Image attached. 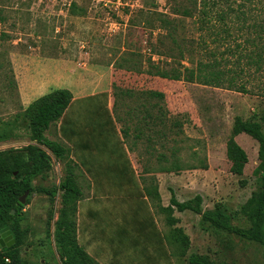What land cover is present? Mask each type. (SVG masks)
Returning <instances> with one entry per match:
<instances>
[{
    "label": "rangeland",
    "instance_id": "1",
    "mask_svg": "<svg viewBox=\"0 0 264 264\" xmlns=\"http://www.w3.org/2000/svg\"><path fill=\"white\" fill-rule=\"evenodd\" d=\"M201 1L195 15L185 17L182 7L193 8L186 0H0V151L14 159L20 155L14 167L21 173L29 170L23 149L34 142L19 88L35 89L38 97L47 87L70 90L64 120L52 123L45 135L65 146L71 161L78 154L81 167L100 170L89 180L72 162L82 191L73 214L76 231L78 220L80 227L89 219V228L98 234L92 248L102 253L104 264H189L190 253L206 255L215 264H264L260 243L202 229L191 211H175L178 222L168 227L166 215L138 192L130 169L136 163L143 188L157 184L158 171L171 169L169 177L183 176L179 199L201 193L203 210L219 204L232 225L249 227L240 207L259 188L258 143L245 133L233 136L232 128L236 117L254 119L264 112V0H206L216 9L230 5L244 12V20L228 21L226 27L215 17L201 26ZM161 19H172V38L163 40L165 46L159 41L166 33ZM202 40L206 46L201 49ZM205 48L214 56L205 55ZM201 61L209 63L210 71L234 79V86L205 84L196 73L188 80L183 67L197 72ZM154 66L176 69L182 76L160 77ZM145 106L152 116L136 147L134 121L142 119L143 130ZM61 123L67 135L72 131L66 140L57 133ZM231 138L247 154L241 175L230 172ZM40 147L51 167L32 185H57L66 159ZM133 154L132 160L128 155ZM159 178L161 198H166L172 193L169 181ZM99 180L110 186L97 190ZM61 208L59 191L52 197L36 191L29 195L22 209L23 261L64 264L53 233ZM183 235L189 240L185 254Z\"/></svg>",
    "mask_w": 264,
    "mask_h": 264
},
{
    "label": "trees",
    "instance_id": "2",
    "mask_svg": "<svg viewBox=\"0 0 264 264\" xmlns=\"http://www.w3.org/2000/svg\"><path fill=\"white\" fill-rule=\"evenodd\" d=\"M193 5L192 9L182 7L180 14L185 17H193L196 10L198 11L197 0H186ZM215 3L210 7L208 1H201V9L199 11V19L201 26H206L211 22V17H215V21L220 22L226 27L228 21L244 20V12L241 9H234L230 5L225 8L216 9ZM240 12V13H239ZM241 16V17H240ZM163 28L166 33L161 35L159 41L165 46L164 39L172 38L170 31L172 19H161ZM203 44V46H202ZM200 48L206 46L205 40L200 43ZM205 55L211 54L213 51L205 48ZM160 55V52L157 51ZM170 53H168L167 56ZM217 59H214L216 64ZM154 64V63H152ZM209 63L199 62L197 64V72L192 68L183 67L184 76L188 80L196 77L199 80L215 87H220L225 83L228 86H234V79L225 76L222 71L209 69ZM155 74L170 79H179L181 71L171 69L170 71L161 70L158 66H154ZM209 69V71L207 70ZM186 74V75H185ZM240 89H244L243 86ZM160 94V93H151ZM162 96V95H160ZM72 100V93L67 88H54L47 93L39 96L30 102L23 110L22 114L27 122V128L30 140L34 144H28L24 149L25 158L29 164V170L21 173L16 170L14 164L21 157L16 155L15 159L5 151H0V229L8 226L14 243L9 247H0V264H32L21 259L19 247L22 244L24 232L21 228V221L24 219L22 211L24 205L18 202V197L25 191L29 190V195L33 192H41L48 196H54L57 191L61 194L62 208L54 222V237L56 240L57 251L64 261V264H100L91 257L85 249L77 241V231L75 219L73 217L76 202L81 198L82 191L77 182L74 172L73 163L70 159L68 149L56 140H51L45 136V132L50 125L58 120H64L63 115ZM63 124L60 128L62 130ZM264 112L257 118L242 120L236 117L233 123V136L245 133L258 143V165L255 168V174L258 175L259 188L251 192L245 203L240 207V212L249 220L248 228H240L230 223V217L225 211L215 204L212 209H202V197L195 195L193 198L178 201L171 195L167 206L161 205L160 195L157 191V184H150L145 187L146 195L151 199L152 205L166 215L165 222L168 227L174 226L178 219L174 217V212L191 211L199 216V225L202 229L211 227L237 235L240 238L255 241L264 247ZM40 146L47 149L56 159H66V171L63 178L57 185L50 187H34L32 180L38 176H42L51 167L49 155ZM227 155L231 161L230 172L235 175H241L245 164L247 163V154L234 139H230L227 145ZM73 162V163H72ZM76 164V163H75ZM171 171V169H165ZM15 172V174H14ZM14 210L11 213L10 210ZM159 212V213H160ZM189 244L188 237L183 235V246L181 253L185 254ZM189 264H215L206 255L190 253L187 257Z\"/></svg>",
    "mask_w": 264,
    "mask_h": 264
},
{
    "label": "crops",
    "instance_id": "3",
    "mask_svg": "<svg viewBox=\"0 0 264 264\" xmlns=\"http://www.w3.org/2000/svg\"><path fill=\"white\" fill-rule=\"evenodd\" d=\"M60 87H62V88H65V87H63V86H60V85H57V86H55V87H53V88H60ZM50 87H47V88H45L46 90L44 91V92H48V90H50L49 89ZM34 92H36V90L34 89L33 91H32V89L31 90H27L26 92H23L22 91V89L21 88H19V94H20V99H21V101L23 102V104L25 105V104H29L30 102H32L34 99H36L37 97H38V94L39 93H34ZM31 94V95H30ZM32 95H34V97H32ZM29 96V97H28ZM40 96V95H39ZM105 108L107 109V111L109 112V102L105 105ZM152 115H150L149 116V118H148V115H147V108H146V106H145V123H144V125H145V127L143 128V130L141 129V127H142V125H143V123L141 124L140 123V120H141V122H142V119H135V121H134V130H135V134H134V138H133V144H135L136 143V147L139 145V143H138V141L140 140V137L143 135V132L145 131V134H146V132H147V121H148V119H151L150 117H151ZM137 121V122H136ZM139 122V123H138ZM116 128H118L117 127V123H116ZM49 129H50V127H49ZM48 129V130H49ZM68 131V135L70 136L71 135V133H72V131L71 130H67ZM142 131V134H141V136H140V132ZM116 132H117V130H116ZM46 133V132H45ZM57 133L63 138V140H66V139H68V135L65 133V132H63L62 130H61V128H60V126H58L57 127ZM63 133V134H62ZM46 136V135H45ZM72 136V135H71ZM140 136V137H139ZM129 156V158L130 159H132L133 160V158L135 157L134 156V154L133 155H128ZM71 157H72V159H73V161L75 162V163H77L78 164V166L79 167H81L82 165V163L80 162V159H79V156H78V154L76 155L75 154V156L73 155H71ZM81 164H80V163ZM116 166V164L114 163L113 164V167H115ZM81 169H83V172L86 174V176H87V178L90 180L91 178V175H97L98 173H96L97 171H100L99 169H98V167L96 166V165H94V166H92V165H88V166H85V168L84 167H81ZM130 169L132 170V172H133V174H134V177H135V179H136V184H137V189H138V192L140 193V195L142 196V198L144 199V200H146L147 202H149V199H148V196L146 195V193H145V191L143 192V190H144V188H143V185L140 183V180H139V177H138V169H137V167H136V163H134V164H132V165H130ZM169 172H171V171H168V170H165V169H161L160 171H158V173H157V191H158V193H159V195L161 194V187H162V185H163V183H161L160 182V178H159V176H163V178H165L167 181H169V189L171 190V194L170 195H167V197L166 198H163V196H162V198H161V195H160V198H161V205L162 206H167L168 204H169V199H170V197H171V195H174V197L176 198V200H178V201H180V202H182L183 200H181V199H179L180 197H179V192H180V190L182 191L183 190V188H181V187H179L178 189H177V185L180 183V181H179V178H181V177H183V176H178V175H176V176H168V174L167 173H169ZM146 175H148V174H152V173H145ZM170 180H171V182H170ZM159 183V184H158ZM96 184H97V190H98V187L100 188V189H107L108 188V186H110L109 184H107V182L106 181H98V182H96ZM180 186H183V184H181ZM198 195H200L201 196V193H198ZM165 199H166V201H165ZM149 204V203H148ZM150 205V204H149ZM151 206V205H150ZM89 210V212H92V209L90 210V209H88ZM88 210H86V212H85V215H87V218H89V216H90V214H89V216H88ZM93 210H96V209H94L93 208ZM150 210H151V207H150ZM188 211V210H187ZM180 213H182V212H180ZM177 218V217H176ZM78 222V227H77V240H78V243L85 249V251L89 254V255H91V257H93L95 260H97L100 264H104L102 261H101V259H103L102 257H101V255H102V253L100 252H98V251H96L94 248H92L93 247V245H96V240H97V236H98V234H96V232H94V230L93 229H90L89 228V219H87L86 220V224L83 226H80L79 227V220L77 221Z\"/></svg>",
    "mask_w": 264,
    "mask_h": 264
},
{
    "label": "water",
    "instance_id": "4",
    "mask_svg": "<svg viewBox=\"0 0 264 264\" xmlns=\"http://www.w3.org/2000/svg\"><path fill=\"white\" fill-rule=\"evenodd\" d=\"M28 194H29V190L27 189L18 197V202L22 205L25 204ZM11 213H14V210H12ZM13 243H14V239L12 237L9 227L5 226L1 228L0 229V247H4V246L9 247Z\"/></svg>",
    "mask_w": 264,
    "mask_h": 264
}]
</instances>
